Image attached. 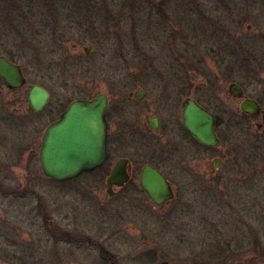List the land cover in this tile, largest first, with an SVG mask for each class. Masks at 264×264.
Instances as JSON below:
<instances>
[{"label": "rangeland", "instance_id": "obj_1", "mask_svg": "<svg viewBox=\"0 0 264 264\" xmlns=\"http://www.w3.org/2000/svg\"><path fill=\"white\" fill-rule=\"evenodd\" d=\"M105 1L113 17L107 27L98 22L103 26L96 30L95 42L58 43L49 49L55 35L47 29L31 46L19 41V46L0 49V55L25 66L29 84H40L52 94L45 124L38 121L30 131L27 124L10 127L2 124L16 109L11 100L24 91L12 93L0 83V264H11L12 231L26 221H45L38 212L50 218L58 207L85 212L90 205L77 191L82 183L96 180L89 171L63 183L46 178L42 171L40 143L56 105L62 104V110L73 100L107 91L115 85L114 78L180 77L192 82L193 98L211 101L220 94L231 116L229 86L251 88L248 79H264V0ZM91 45L96 51L87 55L83 48ZM225 46L230 49H222ZM260 84L264 88V82ZM25 113L24 108L19 112ZM251 137L249 132L238 134L233 157L250 156ZM174 184L178 200L164 214H130L125 224H115L116 214L111 213V244L106 247L118 264H133L149 242L158 253L157 264L167 254L173 264L264 263V182H225L223 187L196 180ZM94 190L90 188L88 195ZM94 197L99 201V195ZM29 247L32 264L39 255L49 260L61 257L59 250L72 256L60 264L85 263L73 246L49 242Z\"/></svg>", "mask_w": 264, "mask_h": 264}, {"label": "flooded vegetation", "instance_id": "obj_2", "mask_svg": "<svg viewBox=\"0 0 264 264\" xmlns=\"http://www.w3.org/2000/svg\"><path fill=\"white\" fill-rule=\"evenodd\" d=\"M0 56L19 65L26 78L24 86L14 89L0 78V83L10 92L24 91V95H17L11 100L12 106L16 109L7 115L8 119L2 125L8 124L16 128L21 124H27L30 131L38 121L45 124L48 118L45 111L52 99L51 92L40 84H29L25 66L4 55ZM112 81L115 85L109 90H98L92 97L84 98L94 100L99 94H104L108 101L107 160L103 166L89 171V175L96 180L82 183L80 187H86L85 189L80 187L77 189L79 195L86 198L90 205L84 207L85 212H77L81 208L76 210L74 207L70 208V212H64L63 207H58L56 215H50V218L47 212H43V216L38 212L39 218L45 219L44 222L22 223L23 227L20 228L22 230L12 231L9 235L11 264H32L29 246L31 244L42 246L49 242L75 247V250L83 255L81 261L85 262L84 264H118L109 247H106L111 244L109 231L112 225V212L116 214L115 224L118 222L125 224L130 214L133 216L144 212L164 214L168 209H172L171 204L178 200V188L175 182L196 180L221 187L225 182L229 184L241 181L254 182V184L256 181L264 182V153H261L262 150L264 151V99H262L264 88L259 86L264 79H248L251 88L238 83L229 86L231 116L229 111H224L220 94H216L211 101L209 98H206L208 101L193 98L192 82L189 78L133 77L114 78ZM233 84L237 85V94L231 92ZM32 86H40L50 94L49 102L38 112L31 109L27 99ZM76 100L62 110V104L55 106V116L49 125H46L42 139L47 128L60 120L63 113ZM191 100H195L213 115L214 132L218 139L216 145L200 143L186 128L184 110ZM245 102L257 104L259 110L245 111L243 109ZM22 108L26 112L24 115L19 114ZM14 121H17V124H13ZM10 127L6 129L9 130ZM240 132H249L252 135L249 148L251 153L246 158L233 157ZM120 162L127 173V180L122 186L111 185L109 182ZM147 167L162 175L173 190V199L162 206L155 205L141 186L143 172ZM83 175L82 173L75 179ZM90 188H94L93 193L100 196L99 201L95 199V194L88 195ZM74 214L78 215L79 220H76ZM142 239L149 240L145 236ZM145 244L144 250L134 256L131 261L133 264H157L159 260L157 251L150 242ZM59 251L61 257L56 256L49 260L46 256L39 255L34 264L55 262L60 264L64 258H70L71 254L64 255L62 250ZM69 251L73 252V250ZM164 256L158 264H173L170 254Z\"/></svg>", "mask_w": 264, "mask_h": 264}, {"label": "water", "instance_id": "obj_3", "mask_svg": "<svg viewBox=\"0 0 264 264\" xmlns=\"http://www.w3.org/2000/svg\"><path fill=\"white\" fill-rule=\"evenodd\" d=\"M83 51L91 55L96 51V46H86ZM0 78L12 89L21 88L26 83L21 67L3 56H0ZM231 92L237 94L236 84L231 86ZM27 99L31 109L38 112L49 102L50 94L40 86H32ZM243 109L257 112L259 106L253 102H245ZM107 111L108 101L104 94H99L94 100L79 99L68 107L60 120L47 128L39 154L41 168L46 177L57 182H66L103 166L108 157ZM184 123L200 143L211 146L218 143L213 115L195 100L189 101L184 110ZM126 180L127 173L120 162L109 183L122 186ZM141 186L157 206L164 205L174 197L170 183L150 167L143 172Z\"/></svg>", "mask_w": 264, "mask_h": 264}, {"label": "trees", "instance_id": "obj_4", "mask_svg": "<svg viewBox=\"0 0 264 264\" xmlns=\"http://www.w3.org/2000/svg\"><path fill=\"white\" fill-rule=\"evenodd\" d=\"M56 1L57 4L55 0H0V49L8 45L19 46V41L23 46L24 43L31 46L36 38L47 33V29L55 35V40H51L53 44L47 47L49 49L58 43L63 46L66 43L95 42L96 30L105 24L107 27L113 17L105 0ZM100 21L105 23L99 26ZM222 49L230 48L225 46Z\"/></svg>", "mask_w": 264, "mask_h": 264}]
</instances>
